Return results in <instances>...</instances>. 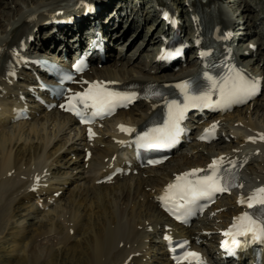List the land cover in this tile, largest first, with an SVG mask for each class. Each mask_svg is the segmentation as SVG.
I'll return each instance as SVG.
<instances>
[{"label": "bare ground", "instance_id": "bare-ground-1", "mask_svg": "<svg viewBox=\"0 0 264 264\" xmlns=\"http://www.w3.org/2000/svg\"><path fill=\"white\" fill-rule=\"evenodd\" d=\"M14 1L17 5L18 0ZM49 1L52 3L32 1L26 10L14 12L11 17L0 12V238L21 206L27 201H34L39 191H51L50 198H47L43 206L46 207L50 202L56 205L54 215L44 216L46 221L41 222L39 228L28 230L27 236H22L19 244H23V255L16 264H65L66 256L68 264H152L148 256L153 254L155 242L151 237L155 236L160 237L158 247L162 264H177L172 262L167 250L168 242L174 238H185L193 250L199 253L200 264H207L205 258L217 248L215 243L219 230L245 212L248 198L258 189L264 188V140L260 139L264 136V120L260 116L264 108L255 100L249 103L246 112L237 110L211 119L212 122L208 121L204 126L222 122L219 128L221 132L226 124L233 141L237 142L236 146L227 147V137L220 133L218 144L210 146L198 142L192 145L195 156L182 155L166 170L165 165H168L169 160L159 168H129L124 162L127 156L122 154L124 151L127 155L133 154L128 153L125 145L140 133V127L152 122L150 120L162 103L148 101L136 104L129 111L118 113L113 120H106L111 123L105 122L103 129L98 124L96 127L78 130L76 122L69 115L57 109L46 110L39 104L35 106L38 107L37 112L34 107L26 121L17 119L16 109L28 106L33 101L29 93L30 86H38L35 78L26 72L27 67L33 68V65L26 62L29 57H33L30 55L32 49H37L39 44L46 46L53 42L56 48L64 46L68 53L73 52L82 45L83 36L78 35V28L83 21L89 23L96 20L100 23L109 54L105 56L107 65L102 69L92 68L79 81L118 87L131 83L143 87L150 83L161 85L173 93L176 83L193 81L201 68L198 61L191 60L184 64L178 63L179 68L176 65L171 70L160 72L159 66H152L156 63L155 58L149 63H136L132 66L111 54L115 49L113 40L121 42L127 33L126 28L129 31L131 26L141 27L147 19L148 15L142 11V0ZM189 1L191 5L184 0L176 10L165 2L163 12L175 19L177 13L186 7L192 21L195 19L196 31L192 34L195 33V40H199L201 32L193 4L202 0ZM132 3H135L137 9L131 7ZM213 5L222 22L233 26L236 10L225 7L223 0L213 2ZM97 6L99 9L95 12L93 8ZM209 7L208 4L201 8ZM245 8L251 11L248 3ZM84 10H88V16L83 21L74 19L64 29L57 27L55 19L60 16H80ZM3 17L4 21L1 19ZM246 23L250 28V23ZM216 25L215 22L210 30L213 31ZM137 37L139 34L130 42L129 47L135 44ZM253 38L247 34L241 36L242 42V39L246 40L243 43L246 47L238 51L241 57L239 68L259 85H264V79L259 81V77L264 76V48L259 54L254 53V46L263 45H260V39ZM155 42L152 39L148 43ZM123 46L121 44L119 47L121 51ZM255 57L262 62L258 71L251 67ZM16 77L18 79L15 83ZM25 97L27 100H20ZM121 125L135 129V132L131 135L124 133L120 130ZM89 128L94 133L91 138ZM72 132L87 147L83 155L73 147L66 148L65 152L75 160L71 158L62 164L66 155L65 152H59L73 139ZM63 133L70 134V137H61ZM200 134L201 130H198L195 136L199 137ZM62 140L65 142L61 143ZM51 149L54 151L51 152ZM179 152L181 149L176 153ZM221 157L224 164L235 162L239 165L238 185L242 184L243 187L230 192L227 202L213 206L211 213L215 216L198 219L191 228H184L171 221L161 210V198L167 194L169 185L176 183V178L186 172L210 169L213 161ZM255 157L261 161L258 163L259 170L251 168L253 161H259ZM127 161L132 163L131 160ZM62 167L67 170L82 168L87 174L84 190L67 200L64 197L69 189L61 195L57 193L59 189H54L55 185L70 178L67 173H61ZM117 167L123 171L121 175ZM129 169L131 172L128 174ZM109 174H113L114 179L102 182ZM199 240L207 242L208 247L201 249L197 246Z\"/></svg>", "mask_w": 264, "mask_h": 264}, {"label": "snow or ice", "instance_id": "snow-or-ice-1", "mask_svg": "<svg viewBox=\"0 0 264 264\" xmlns=\"http://www.w3.org/2000/svg\"><path fill=\"white\" fill-rule=\"evenodd\" d=\"M84 61L75 65V71H82ZM14 74V73H13ZM66 80L72 81L73 77L67 75ZM203 80L205 85L198 87L201 91L194 92L192 85L188 82L176 84L174 87L179 89L183 100H167L165 99V106L167 108L166 119L162 125L155 126L149 131L137 136L136 142L144 148H158L169 149L179 142V137L184 129L181 127L182 122L186 118L189 109L192 108H211L219 110H227L235 104H243L257 93V82L246 77L244 73L239 70L229 69L223 76L217 78L216 76L205 72ZM84 83H88L85 81ZM156 96L162 97V94L157 92ZM217 99L213 100V96ZM163 98V97H162ZM67 106L61 105L66 111L72 112L80 118L82 123H91L95 118H104L112 115L117 107H127L129 103L135 99L134 94H128L119 91H109L102 87L100 83L91 85L87 91L77 93L69 96ZM88 109H92L90 113ZM215 127V126H213ZM120 130L131 135L135 129L120 126ZM94 135L91 128H89V137ZM205 139V137H201ZM264 140V136L260 137ZM255 142V141H253ZM149 163H160L159 160H150ZM224 159L221 157L214 160L209 166L210 171L201 176L203 169H194L190 172L184 173L182 176L176 178V183L169 185L168 192L172 193L175 190L174 196L162 198L167 204L169 199L183 201L184 204L179 205H195L201 199L210 200L216 193H222L229 190V187L237 185L234 183L235 174L231 168L224 169L222 172V165ZM234 168L235 165L233 164ZM38 179V178H37ZM248 207L252 208L255 204L264 206V188H260L250 196ZM242 203L244 201H241ZM190 214V213H189ZM225 236L232 237V243L238 245L240 241L237 237L251 236L253 240H264V219L257 220L252 216L244 215L238 218V223L234 226L233 231L225 232ZM231 252V249H228ZM189 257L194 258L197 264H200L201 258L196 252H187L184 259Z\"/></svg>", "mask_w": 264, "mask_h": 264}, {"label": "rangeland", "instance_id": "rangeland-1", "mask_svg": "<svg viewBox=\"0 0 264 264\" xmlns=\"http://www.w3.org/2000/svg\"><path fill=\"white\" fill-rule=\"evenodd\" d=\"M32 1L52 3L49 0H18L16 5L14 0H0V12L2 11L5 14V16L11 17L12 14H14V12L16 13L19 10H26L27 5L28 4L31 5ZM142 1H143L142 11H144L145 14L148 15L147 19L143 22L141 27L131 26L129 28V31L126 28L125 30L127 31V33L121 42H118L117 39L113 40V47H115V49H113V52L111 53L112 55H116L122 58V61L124 63L132 64V66L135 65L136 63L137 64L145 63V62L149 63L150 60H153V58L156 56V52L159 47V35L162 33V28H163V23L161 22V19L159 18L158 14L154 13L153 8L151 7L150 4V0H142ZM181 2H184V0H172L170 4L175 7L178 4H181ZM246 3H248V5L251 7V11L246 10L245 8ZM224 4L225 7H227L229 10L232 9L236 10L235 15L233 16L234 26L237 25V27H239L241 31L246 30L248 34L254 37L253 39L261 40L259 43L260 45L263 46L258 47L257 54H259L260 50L264 48V0H224ZM131 7L137 9L135 3L134 4L132 3ZM184 8L185 9H182V11L179 13L178 20L180 22V25L184 26L186 36H189L193 32L194 23L191 22V18L186 15L187 10L186 7ZM103 15L104 13L101 14V16ZM1 19H3L4 21V17ZM245 20H247V23ZM245 23L246 24L250 23L251 27L250 28L247 27ZM64 27L66 26L60 28L64 29ZM138 34L139 37H137V39L135 40V44L132 47H129L130 42H132V40H134ZM152 39L156 41L155 44L148 43ZM243 43L244 41L241 42V46ZM121 44H124L122 51L121 48H119ZM242 47L245 48L246 45L243 44ZM108 54L109 53H107V55ZM186 61L187 63L190 62L191 58L188 57ZM105 65H107V63H105L102 66H99L98 68L102 69L103 66ZM152 66L153 68H155L156 65H152ZM251 67L256 71L260 70V68L262 67V62L258 60V57H255L253 61V65ZM262 78L264 79V76ZM263 93H264V89H263ZM257 101H259V105L264 108V94L263 96L259 97ZM248 106L249 105H246L242 108H239L238 110H243V112H246ZM263 112L260 113L262 120H264ZM107 123H111V122H107ZM101 128L102 129L104 128V124L100 127V129ZM220 133L221 135L227 137L226 140L227 147L229 145L236 146L237 142L233 141L234 138L228 131L226 124H225V128H223V130H221ZM69 135L70 134L68 133L65 134L63 133L60 136L65 137L66 139L70 137ZM74 136L75 134L72 132L71 138L73 139L68 141L65 147L59 153L61 152L64 153L66 148L73 147L76 151H79V153H82L81 155H83L85 147L87 146L85 145L84 141H81L79 138ZM219 140L220 139H218L214 144L215 145L218 144ZM64 142L65 140L61 141V143ZM192 145H194V143L188 145L185 148H182L181 152L174 154L172 158L168 161V165L167 166L165 165L166 167L165 170L169 169L170 166L175 164L176 160L180 159L182 155L195 156L196 153L192 152ZM52 151L54 150L51 149V152ZM64 154L66 156L65 159L62 160V164L73 158V156L67 154L66 152ZM254 159L259 161L257 162L253 161L251 168L259 170L260 165L258 163L261 161L256 157ZM72 160L74 161L75 159L73 158ZM62 168L63 169L61 170V173H67L68 176H70V178L68 181L62 182L59 185H55L54 189L55 190L59 189V191L57 192L58 195H61L63 192H65L66 189H69V191L65 194L64 197V200H67L71 198V196L75 197L78 193H81L84 190L87 183L86 180L87 174L86 171L82 168L77 170H67L65 169V167ZM158 171H162V170H158ZM50 196H51V191L50 192L39 191L34 198L35 200L33 199L34 201L32 202L27 201L23 206L19 208L18 211H16L17 215L9 222L4 235L1 236L0 238V264H16L19 258L22 257L23 255L22 252L23 244L22 243L19 244L20 241L22 240L21 239L22 236H27L26 234L28 230L35 231L37 228H39L40 223L46 221V218H44V216L54 215L53 212L54 209L56 208V205L50 202V204H48L46 207L43 206L47 198H50ZM227 199H228L227 197H224L222 200H219L218 203L221 204L222 202L223 203L227 202L228 201ZM39 201L41 203H39ZM24 228H26L25 231ZM151 240H153L155 243H153L154 246L153 254L149 255L148 257L151 258L152 264H162L163 261L161 260L160 248L158 247V243L160 242V237L159 236L151 237ZM203 244L206 246L207 242H203ZM67 257L68 256H66V259L64 258L65 264H68Z\"/></svg>", "mask_w": 264, "mask_h": 264}]
</instances>
